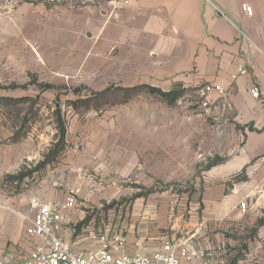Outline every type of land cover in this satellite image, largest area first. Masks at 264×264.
<instances>
[{"label": "crops", "instance_id": "obj_1", "mask_svg": "<svg viewBox=\"0 0 264 264\" xmlns=\"http://www.w3.org/2000/svg\"><path fill=\"white\" fill-rule=\"evenodd\" d=\"M241 65L248 74L234 79ZM30 77L93 93L110 89V100L139 87L198 95L205 86H221L223 93L211 90V104L197 109L141 97L132 110L123 97L94 136L67 148L69 172L55 170L60 178L54 182L81 185L83 192L66 213L62 236L86 255L100 246V231L83 223L84 209L104 214L112 198L135 197L114 215L115 229L103 225L124 231L130 252L153 253L168 240L194 235L192 243L212 254V264H264V0H0V83L20 88ZM254 85L259 99L251 95ZM31 97L0 89V99L10 100L0 101V260L14 252L23 261L40 244L26 232L36 213L33 198H66L64 189L46 184L38 192L3 188L6 177L41 158L30 133L25 136L3 109ZM212 115L218 116V137L214 131L208 138ZM127 116L142 119L134 141L112 140L131 133L116 124ZM213 158L218 162L207 170ZM209 181L214 184L207 187ZM187 183L204 189L185 191ZM242 201L246 213L239 209Z\"/></svg>", "mask_w": 264, "mask_h": 264}, {"label": "rangeland", "instance_id": "obj_2", "mask_svg": "<svg viewBox=\"0 0 264 264\" xmlns=\"http://www.w3.org/2000/svg\"><path fill=\"white\" fill-rule=\"evenodd\" d=\"M0 87L1 90L8 89L9 93L11 94L28 92L32 96L26 102L11 103V106H4L3 109L7 113L9 112L8 115L12 114L15 123L25 130V136L27 132L30 133L28 138L31 148H34L35 150L39 148V152H41V158L37 157L36 160L27 161L20 168V170L14 174L17 175L21 170H23L24 173H30V171L38 168V170L35 171V173H33L31 176L18 181H12L11 179H8L9 176L4 179L3 188L14 193H23L27 190H34L38 192L41 189L40 186L43 184H46L48 187H50V185L53 186L54 181L60 178L59 176H53L55 170H58L57 172L59 174L61 173L62 175H67L69 172L68 166L70 165V159L65 155L66 153H69L67 148H70L74 144L82 141L85 136L94 132L96 127L104 125V114L113 108L119 109L123 103V97L130 100L128 101L131 103L130 105L134 104V102H136L135 100L140 101L138 98L141 97L148 98V100H156L158 98L160 101H162V103L168 105V103L161 99L160 96L152 95L149 91L144 89H139V91L130 93L127 96L118 94L113 95L112 100L107 99L101 100L99 102L96 100H91L84 102L83 99L89 97L93 92H90L84 88L81 89L39 84L32 77H30L29 85L20 86V88L16 84H6V82H1ZM182 98L183 99H180L171 105V108L180 109L185 106L184 108L187 109H197L199 108V105L203 107L201 105L202 99H200L197 93L192 90L184 91ZM213 107H218V104L216 105L215 103ZM130 109H134L133 105ZM132 110L131 112H133ZM213 110L214 109H212V112L215 111ZM208 111L211 112V110ZM128 114L130 113L128 112ZM59 117H61L66 129L63 152L59 153L58 157L54 161L45 165L46 160L48 161V158L55 152L54 145L58 139ZM141 120L142 119H138L134 116L119 118L116 124L127 125L129 128H131V133L129 130L126 134H115L112 135L111 139L119 141L120 138L122 139L123 137H127V140L134 141L136 136L134 133V127L136 124H139ZM87 125L89 128L83 130ZM207 127L208 138L214 137V131L217 133L218 137V116H208ZM210 132L212 133L210 134ZM92 135L94 136V133H92ZM104 136L106 135H102V137ZM215 162H218V158H213V160L208 161L206 166L207 170L211 168V163ZM241 179H244L243 174L238 177L239 181ZM44 180L46 181L44 182ZM58 182L65 186L61 179L58 180ZM212 184L214 183L209 181L207 183V187H210ZM230 184L231 182H228L227 186H230ZM203 189L204 187L202 184L200 188L195 186L193 183H187L185 191L198 192V190ZM134 200L135 197L112 198L110 203L105 205L106 212L104 214L102 211L97 210V208L93 210L92 208L87 207L84 209L86 213L84 215L85 219L83 223L91 225L97 232L105 231L103 228L104 223H112L110 228L115 229L116 220H114V215L117 216L119 210L124 211L125 207H128L132 202H134ZM195 200L199 201V198H195Z\"/></svg>", "mask_w": 264, "mask_h": 264}, {"label": "built area", "instance_id": "obj_3", "mask_svg": "<svg viewBox=\"0 0 264 264\" xmlns=\"http://www.w3.org/2000/svg\"><path fill=\"white\" fill-rule=\"evenodd\" d=\"M135 0H124L125 4H130ZM247 16L252 17L253 8L245 7ZM245 66L238 67L237 74L233 76L247 75ZM211 90L223 93L221 86H205L198 91V96L202 99L201 105L211 104L209 93ZM251 95L255 99L261 96L258 85L251 89ZM214 104L217 102H213ZM212 103V104H213ZM229 107L228 102L223 103ZM78 173H83L79 168ZM54 188L64 189L65 200L42 201L39 198L31 200V206L36 210L35 216L27 227V235L36 238L40 244L23 261L14 252H6L4 260L0 264H212V254L204 248L196 247L192 243L194 235H182L175 239L168 240L153 253L130 252L127 246V237L124 231H101L99 234L100 246L88 251L86 255L74 252L69 241L63 238L62 233L68 224L66 213L74 210L78 205V199L82 195L81 185L63 186L58 181L53 183ZM242 213L247 212V203L242 201L239 204ZM72 233H76L74 227Z\"/></svg>", "mask_w": 264, "mask_h": 264}, {"label": "trees", "instance_id": "obj_4", "mask_svg": "<svg viewBox=\"0 0 264 264\" xmlns=\"http://www.w3.org/2000/svg\"><path fill=\"white\" fill-rule=\"evenodd\" d=\"M1 88V87H0ZM51 88V87H50ZM144 87H139V88H134L132 89V93L133 92H137L139 91V89H142ZM148 91L152 94V95H158L161 97V99H163L164 101H166L169 105H173L176 101H178L182 96H183V92L182 90H174V91H171V92H163L161 91L160 89H157V88H150V87H147ZM110 89L107 90V91H103V92H95V93H92L89 97L83 99L84 102H88V101H91V100H96V101H101V100H110ZM26 99H19L17 100V102H23L25 101ZM1 102H4V103H1V104H5L7 103L8 99H0ZM16 102V101H15ZM6 105V104H5ZM58 129H59V132H58V139L57 141L55 142V152L48 158L49 160L45 162V165L46 164H49L51 163L52 161H54L59 153H62L63 152V146H64V143H65V135H66V129H65V126H64V123L61 119V117L58 118ZM251 130L252 127H250ZM40 165V164H39ZM38 168H36L35 170L33 171H30V173H24L23 170H21L17 175H11L8 177V179H11L12 181H18V180H22L26 177H29L31 176L33 173H35V171H37ZM241 175V174H240ZM240 175H238L235 179H238V177H240Z\"/></svg>", "mask_w": 264, "mask_h": 264}]
</instances>
